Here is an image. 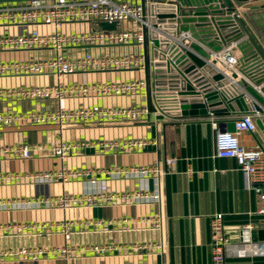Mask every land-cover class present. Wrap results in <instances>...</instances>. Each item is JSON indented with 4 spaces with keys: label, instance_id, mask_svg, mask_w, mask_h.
Segmentation results:
<instances>
[{
    "label": "crops",
    "instance_id": "1",
    "mask_svg": "<svg viewBox=\"0 0 264 264\" xmlns=\"http://www.w3.org/2000/svg\"><path fill=\"white\" fill-rule=\"evenodd\" d=\"M26 29L0 26V34L21 33ZM86 50L110 54L142 53L141 47L132 44L80 46L65 52L75 56ZM52 55V50L44 49L0 50V61H23ZM138 75V71L132 69L78 72L61 81L65 85H84L119 82L135 79ZM56 84L51 73L0 75L1 89L52 87ZM153 95H147V90H143L137 96L87 94L43 100L0 97V113L22 114L91 105L115 108L142 104L149 107L148 116L135 122L114 119L65 126L23 123L0 128V146L26 144L44 148L28 158L0 154V174L12 177L0 181V227L24 224L47 227L40 234L22 229L0 232V249H43L36 259L1 258L0 264H210V218L215 213L222 214L225 233L233 244L238 242L237 230L251 223V242L264 249V213L259 214L264 211V200L254 187L245 185L234 160L215 156V131L211 128V120L217 122V131L223 132L226 131V119L170 116L161 111ZM257 135L260 133L256 127L253 133L241 134L240 143L246 148H260ZM125 140H143L148 144L125 151L99 146V143ZM79 141L96 146L63 156L50 153V147L60 142ZM167 158L173 162L166 164ZM135 166H155L162 173L139 176L114 173L117 169ZM61 169L89 170L93 174L65 181H43L33 177ZM102 185L106 187V193L127 194L129 197L108 204L65 208L40 202L63 195L99 193ZM261 190L263 193L264 187ZM137 193L145 195L142 198L131 196ZM147 217L156 219L158 226L140 222ZM91 221H100L103 228L95 231L85 226ZM64 222L71 223L72 234L68 241L59 229H55V225ZM49 227L53 228L49 231ZM132 243H152L160 248L104 253L81 250L92 245L119 247ZM65 245L73 250L69 255L58 250ZM226 264H264V254L254 255L234 246L226 256Z\"/></svg>",
    "mask_w": 264,
    "mask_h": 264
},
{
    "label": "built area",
    "instance_id": "2",
    "mask_svg": "<svg viewBox=\"0 0 264 264\" xmlns=\"http://www.w3.org/2000/svg\"><path fill=\"white\" fill-rule=\"evenodd\" d=\"M3 1V0H0ZM140 0H20L15 3L0 4V26L27 27L21 33H1L0 50L31 51L34 49L52 50L53 55L40 59L6 60L0 61V75H33L51 73L55 76V86H18L9 89L0 88V97L7 95L20 99L43 100L49 98L61 99L64 97L95 94L98 96H137L143 90H147L145 64L142 53L110 54L95 53L89 50L75 56H69L65 51L80 46H122L132 44L141 47L143 42V27L149 29L147 17H144ZM98 22L115 23L114 30H102L97 26ZM142 48V47H141ZM231 43L220 51L212 54L216 66L222 72H235L238 60ZM151 65L152 60L149 59ZM132 69L138 71L135 79H126L119 82L88 83L84 85H65L62 79L78 72H105L110 70ZM149 82V93H153ZM149 114L148 105L119 106L106 108L98 105L79 106L71 109H58L54 111H40L29 113H0V128L10 127L23 123L44 125L55 124L65 126L69 124H87L93 121L123 119L125 121H140ZM260 115L244 114L234 121V131H217V122L211 120V128L214 132L215 156L235 161L238 171L242 174L245 185L254 187L255 191L264 200V152L260 148H246L239 140L243 133H253L256 130L255 117ZM147 141L125 140L122 142L109 141L99 143L100 147L107 150H129L146 146ZM94 148L96 145L83 141L76 143L60 142L50 147V153L63 156L77 152L86 147ZM43 147L26 144H14L0 146V154L13 157L28 158L33 153L42 152ZM166 164H171L173 159L167 158ZM116 174L146 175L148 173L161 174L155 166H135L128 169H117ZM93 172L89 170L50 171L39 173L33 177L43 181H65L68 178L80 175L89 176ZM11 176L0 174V181H7ZM142 193L131 195L133 198H142ZM152 196V195H150ZM127 194L106 193V187L101 186L99 193L79 196L63 195L54 200L43 199L40 202L59 207H82L95 204L111 203L128 199ZM155 197V196H153ZM261 210L259 214H263ZM150 226H158V221L153 218H145L140 221ZM103 225L100 221H91L85 226L92 230H99ZM54 227V226H53ZM49 227V231L53 228ZM6 229L15 231L24 230L33 234H40L46 230L45 225L24 224L8 225L0 227V232ZM59 229L65 241L70 240L72 230L71 223L64 222L55 225ZM253 226L247 223L237 230V240L233 244L225 233L223 216L215 213L210 218V264H226V256L231 248L243 247L251 254L262 255L264 249L254 248L251 242ZM160 245L152 243H132L119 247L111 245H92L82 247V251L111 252L114 250L148 251L157 250ZM61 253L69 255L73 252L69 245L58 249ZM43 253L41 248L0 249V259L9 257H22L36 259ZM243 254V253H242Z\"/></svg>",
    "mask_w": 264,
    "mask_h": 264
},
{
    "label": "water",
    "instance_id": "3",
    "mask_svg": "<svg viewBox=\"0 0 264 264\" xmlns=\"http://www.w3.org/2000/svg\"><path fill=\"white\" fill-rule=\"evenodd\" d=\"M139 3L150 25L149 29L143 27L141 45L147 95L151 82L157 106L165 114L223 117L225 130L231 132L238 116L258 113L254 122L260 133L258 145L264 152V0ZM97 26L102 30L116 28L108 22H98ZM231 43L238 65L235 72L226 73L215 65L212 54Z\"/></svg>",
    "mask_w": 264,
    "mask_h": 264
}]
</instances>
